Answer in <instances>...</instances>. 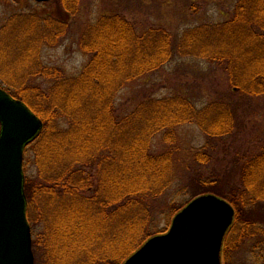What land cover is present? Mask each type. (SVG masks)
<instances>
[{"label": "trees", "instance_id": "trees-1", "mask_svg": "<svg viewBox=\"0 0 264 264\" xmlns=\"http://www.w3.org/2000/svg\"><path fill=\"white\" fill-rule=\"evenodd\" d=\"M62 4L71 12L66 0ZM24 17L32 18L21 14L14 19ZM89 30V37L80 40L88 63L70 77L40 62L42 41L48 40L43 35L30 34L26 40L25 32L14 33L15 42H0V59L10 52L15 56L12 63L0 64V87L42 121V131L24 150L23 170L33 253L37 262L43 252L44 264H120L157 234L146 218L151 211L147 201L163 196L174 180L173 153H151V139L160 132L170 136L183 123H195L209 139L218 138L229 134L233 122V108L225 102L196 109L180 94L147 98L119 117L114 110L117 92L171 60L172 35L161 27L138 33L118 15H104ZM178 42L183 56L225 64L233 90L264 96V0H238L228 20L186 28ZM37 79L49 81V87H39ZM214 105L218 110L209 114ZM261 151L237 166L233 190H221L219 181L227 180L221 177L199 182L203 188L192 194L211 192L227 199L236 220L242 214L243 238L263 223L247 215L264 204ZM31 158L34 174L26 168ZM195 158L204 161L206 152ZM185 203L167 210L173 215Z\"/></svg>", "mask_w": 264, "mask_h": 264}, {"label": "rangeland", "instance_id": "rangeland-1", "mask_svg": "<svg viewBox=\"0 0 264 264\" xmlns=\"http://www.w3.org/2000/svg\"><path fill=\"white\" fill-rule=\"evenodd\" d=\"M62 1L0 0V28H3L0 32V42H15L14 33L22 35L25 32L24 35L28 34L26 40L30 38V34L43 35L48 40L42 41L45 44L40 47V62L45 66L60 69L65 76L70 77L77 76L88 63L90 56L83 52L80 40L89 37V27L98 23L104 15L123 17L138 33L149 27H161L172 35L171 60L159 69L125 84L116 94V114L119 117L127 114L147 98L173 94L189 98L196 109H201L212 101H222L233 108L231 130L224 136L209 139L197 124L183 123L175 126L170 136L163 137V132H160L151 139V153L160 154L168 150L173 153V183L163 196L146 200L148 206L151 204L147 220L157 234L164 233L175 215L167 210L168 206L190 201L192 194L203 188L199 186V182L203 180L217 182L221 177H227V180L219 181V186L222 184L221 190L229 191L235 185L233 177L238 175L237 166L242 165L247 156L264 150V96L242 94L233 90L225 64L183 56L177 51L179 37L186 28L228 20L238 0H74L76 4L73 0H66V4L71 5V12L66 11ZM21 14L30 15L32 18H20L17 22L14 18ZM9 19L12 20L7 27L5 24ZM13 53L7 54L9 58H1L0 64H5L6 61L12 63L15 57ZM35 83L41 88L49 87V81L37 79ZM28 93L32 97L37 96L30 91ZM210 108L209 114H215L219 105ZM202 152H206L207 159L198 161L195 156ZM31 156L32 153L29 159ZM32 159L26 162V168L29 173L34 174L36 168L31 162ZM262 204H257L247 211V215L260 217L263 221L261 225H255L254 235L247 238H243V222H239L242 214L237 220L234 215L233 227L230 226L226 232L221 251L222 264H264ZM33 257L34 264H44L43 252L38 255L37 262L34 253ZM115 259L114 255V262Z\"/></svg>", "mask_w": 264, "mask_h": 264}, {"label": "water", "instance_id": "water-1", "mask_svg": "<svg viewBox=\"0 0 264 264\" xmlns=\"http://www.w3.org/2000/svg\"><path fill=\"white\" fill-rule=\"evenodd\" d=\"M41 129L39 117L0 87V264H34L23 154ZM234 215L226 199L199 194L173 216L164 233L149 237L122 264H222Z\"/></svg>", "mask_w": 264, "mask_h": 264}]
</instances>
